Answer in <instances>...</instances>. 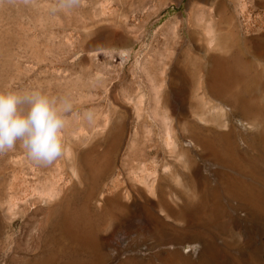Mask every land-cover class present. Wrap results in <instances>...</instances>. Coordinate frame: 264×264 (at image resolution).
I'll return each instance as SVG.
<instances>
[{
    "label": "rangeland",
    "instance_id": "1",
    "mask_svg": "<svg viewBox=\"0 0 264 264\" xmlns=\"http://www.w3.org/2000/svg\"><path fill=\"white\" fill-rule=\"evenodd\" d=\"M238 1L0 0V91L74 105L55 163L0 157V264H264V5Z\"/></svg>",
    "mask_w": 264,
    "mask_h": 264
},
{
    "label": "clouds",
    "instance_id": "2",
    "mask_svg": "<svg viewBox=\"0 0 264 264\" xmlns=\"http://www.w3.org/2000/svg\"><path fill=\"white\" fill-rule=\"evenodd\" d=\"M82 5V0H56L52 11L65 14ZM67 97H58L41 89L0 91V157L19 146L40 166H50L64 156L63 133L67 117L73 111ZM91 123L92 111L83 113Z\"/></svg>",
    "mask_w": 264,
    "mask_h": 264
},
{
    "label": "bare ground",
    "instance_id": "3",
    "mask_svg": "<svg viewBox=\"0 0 264 264\" xmlns=\"http://www.w3.org/2000/svg\"><path fill=\"white\" fill-rule=\"evenodd\" d=\"M244 1H245V0H244ZM255 1H256V0H255ZM257 1H258L259 4H261V6L264 5V0H257ZM238 2H241V0H239ZM245 2H246V1H245ZM241 3H242V2H241ZM256 3H257V2H256ZM214 4H215V3H214ZM219 4H220V5H223V7H224V2H223V0H219ZM238 4H240V3H238ZM244 4H246V3H244ZM217 6H218V5H217ZM256 6H257V4H256ZM258 6H259V5H258ZM218 7H219V6H218ZM218 7H217V8H218ZM238 7L241 8V6H238ZM246 7H247V6H246ZM240 8H239V9H240ZM242 8H245V7H242ZM242 8H241V9H242ZM222 9H223V8H222ZM224 9L226 10L225 7H224ZM239 9H238V10H239ZM238 10H237V11H238ZM226 11H227V10H226ZM226 11H224V12H226ZM230 12H231V11H230ZM243 12H244L243 9L239 11V13H241L242 15H243ZM247 12H248V11H247ZM247 12H246V13H247ZM218 13H219V11H218ZM229 14H230V13H229ZM248 15H249V14H248ZM243 16H244V15H243ZM243 16H241V17H243ZM244 18H245V17H244ZM246 18H247V17H246ZM246 21L248 22V20H246ZM246 25H247V24H246ZM216 39H217V37H216ZM218 39H219V38H218ZM261 40H262V39H261ZM210 41H211V40H210ZM262 41H263V40H262ZM249 43H250V42H249ZM263 44H264V43H262L261 45L263 46ZM219 45H220V44H212L210 50H211V51L219 50V49L221 48ZM259 45H260V44H259ZM253 47H254V46H253ZM257 47H258V46H257ZM260 47H261V46H260ZM260 47H259V48H260ZM261 51H262L261 49H260V50L258 49V50L253 51V53H251V52H250V53H251V56H252L253 58H256V57H259V56H260V54L262 53ZM263 53H264V51H263ZM204 54L207 55L206 53H204ZM205 55L202 56V55H198V54H196V58H197L198 60H201V59H204V56H205ZM249 56H250V55H249ZM211 60H212V59H211ZM211 60H210V61H211ZM214 60H215V58L213 59V61H214ZM210 61H209V62H210ZM205 62H206V61H205ZM221 62H222V61H221ZM207 63H208V62H207ZM218 63H220V62H217L216 64L218 65ZM223 63H224V62H223ZM246 64H247V63H246ZM220 66H221V65H220ZM223 66H224V64H223ZM224 69H225V66H224ZM199 70H200L203 74H205V76H207L208 78H209V76H210L211 78H212V77L214 78V76H216L217 74H220V73L222 74V71H221V70H223V69H221V67H220V68H217L216 65H215V63L211 61L209 67H207V64H206V65H203V64H202L201 66H199ZM228 71H229V70H228ZM225 73H226V72H225ZM223 74H224V73H223ZM219 76H222V75H219ZM207 77H206V78H207ZM216 79H219V78L216 77ZM220 79H221V80H222V79L224 80V78H220ZM220 79H219V80H220ZM243 79H244V78H243ZM223 80H222V81H223ZM217 81H218V80H217ZM222 81H221V82H222ZM241 81H242V79H241ZM221 82H220V83H221ZM222 83H224V82H222ZM240 83H242V82H240ZM215 84H216V83H215ZM200 86H201V85H200ZM208 86H210V85L208 84V82H207V84L205 83L204 85H202V86H201V90H202V91H201L200 93H202V92H203V93L206 92V91L208 90ZM224 86H225V85H224ZM214 88H215V87H214ZM229 88H230V87H229ZM220 91H221V90H220ZM203 93H202V94H203ZM209 93H210V92H209ZM229 93H230V92H229ZM204 94H205V93H204ZM230 94H231V93H230ZM222 95H223V94H222ZM227 96H229V95H227ZM233 96H234V95H233ZM182 97H185V96H182ZM221 97H222V96H221ZM225 97H226V96H225ZM226 98H227V97H226ZM232 98H233V97H232ZM182 99H184V98H182ZM222 100H223V99H222ZM224 100H225V99H224ZM180 101H181V100H180ZM243 101H244V100H243ZM188 102H189V101H188ZM179 103H180V102H179ZM183 103H185V101H184ZM189 103H190V102H189ZM239 103H240V102H239ZM181 104H182V103H181ZM187 104H188V103H187ZM191 104H192V102H191ZM189 105H190V104H189ZM237 105H238V104H237ZM222 106H223V105H222ZM177 107H178V106H177ZM179 107H180V105H179ZM181 107H183V106H181ZM184 107H185V106H184ZM239 107H240V105H239ZM239 107H238V108H239ZM241 107H242V106H241ZM182 109H183V108H182ZM221 109H222V108H221ZM245 109H246V108H245ZM176 110H178V109L176 108L175 111H176ZM179 110H180V109H179ZM179 110H178V111H179ZM185 110H186V109H185ZM222 110H223V109H222ZM243 110H244V109H243ZM243 110H242V111H243ZM178 111H177V112H178ZM181 111H182V110H181ZM179 112H180V111H179ZM183 112H184V111H183ZM226 112H227V111H226ZM180 113H181V112H180ZM184 113H185V112H184ZM243 113H244V112H243ZM223 114H224V116H226L225 113H223ZM223 114H222V116H223ZM249 114H250V113H249ZM199 115H200V114H199ZM199 115H198V116H199ZM227 115H228V112H227ZM250 115H251V114H250ZM253 115H254V114H253ZM184 116H186V115H183V114H182V116L179 115V116H177V119L185 118ZM254 116H255V118H254V120H253V123L260 122V121L263 120V119H262V115H261V114H258L257 112H255V115H254ZM254 116H253V117H254ZM186 117H187V116H186ZM253 117H250V118H253ZM177 119H176V120H177ZM203 119H204V118H203ZM205 119H206V117H205ZM199 120H200V119H199ZM225 120H226V118H225ZM215 121H218V120H215ZM249 121H250V120H249ZM166 122H167V121H166ZM166 122H165V123H166ZM186 122H188V120H186ZM186 122H185V124H186ZM225 122H226V121H225ZM174 123H175V122H174ZM188 123H189V122H188ZM188 123H187V126H188ZM166 124H167V123H166ZM166 124H164V125H166ZM190 124H191V123H190ZM251 124H252V121H251ZM169 125H170V124H169ZM191 125H192V124H191ZM174 126H175V125H174ZM176 126H177V125H176ZM183 126H184V125H183ZM255 126H256V124H255ZM164 127H165V126H164ZM166 128H167V127H166ZM170 128H171V126H170ZM175 128H176V127H175ZM183 128H184V127H182V129H183ZM168 129H169V128H168ZM168 129H167V131H168ZM177 129H178V128H177ZM179 129H180V127H179ZM184 129L186 130L187 128L185 127ZM190 130H191V129H190ZM202 130H203V129H202ZM164 131H166V130H164ZM171 131H172V128H171ZM192 131H193V130H192ZM169 132H170V131H169ZM172 132H174V131H172ZM179 132H180V130H179ZM179 132H178V133H179ZM165 133H167V132H165ZM165 133H164V134H165ZM170 133H171V132H170ZM175 133H176V132H175ZM200 133H201V132H200ZM172 134H173V133H171L170 136H171ZM176 134H177V133H176ZM176 134H175V135H176ZM180 134H181V133H180ZM186 134H187V133H186ZM186 134H185V135H186ZM189 134H190V133H189ZM166 135H168V133H167ZM181 135H182V134H181ZM187 135H188V134H187ZM168 136H169V135H168ZM177 136H179V135H177ZM198 136H199V135H198ZM198 136H197V137H198ZM182 137H184V135H183ZM201 137H202V136H201ZM163 138H166V137H163ZM168 138H169V137H168ZM194 138H195V137H194ZM179 139H180V138H179ZM163 140H164V139H163ZM174 140H175V137H174ZM176 140H177V139H176ZM164 141H165V140H164ZM166 141H168V140H166ZM170 141H171V139H170ZM180 141H181V140H180ZM193 141H196V138H195ZM197 141H198V140H197ZM175 142H176V141H175ZM190 142H191V141H190ZM171 143H172V141H171ZM182 143H183V141H182ZM197 143H198V142H197ZM166 144H167V143H166ZM166 144H165V146H167ZM169 146H171V145H169ZM174 148H176V147H174ZM167 150H169V149H167ZM185 152H186V151H185ZM149 154H150V153H149ZM155 155H156V154H154V156H155ZM181 155H182V154H181ZM145 156H146V155H145ZM157 156H158V153H157ZM143 157H144V156H143ZM143 157H142V158H143ZM151 157H152V156H151ZM145 158H147V157H145ZM157 158H158V157H157ZM157 158H156V159H157ZM143 159H144V158H143ZM149 160H150V159H149ZM154 160H155V159H154ZM157 160H158V159H157ZM152 163H153V162H152ZM150 164H151V163H150ZM155 164H156V162H155ZM172 166H173V165H172ZM145 167H149V166H148V165H147V166L145 165ZM166 167H167V166H166ZM166 167H165V169H166ZM151 168H152V167H151ZM142 169H143V168H141V170H142ZM152 170H153L152 172H154L155 169H152ZM144 171H147V170H143V172H144ZM155 171H156V170H155ZM162 171H164V169H162ZM167 172H168V171H167ZM171 172H174V173H175L174 169H173V171H171ZM150 173H151V171L148 173V176H149ZM165 173H166V172H165ZM174 173H172V174H174ZM155 174H156V173H155ZM175 174H176V173H175ZM141 175L143 176V174H141ZM144 175H145V174H144ZM156 175H157V174H156ZM170 175H171V174H170ZM170 175H169V178H170ZM150 176H151V175H150ZM152 176H154V175L152 174ZM152 176H151V177H152ZM176 176H177V174H176ZM145 177H147V175H146ZM155 177H156V176H155ZM163 177H164V176H163ZM147 178H149V177H147ZM160 178H162V176H160ZM173 178H174V177H173ZM175 178H176V177H175ZM143 179H144L143 181H145V178H144V177H143ZM162 179H163V178H162ZM146 180H147V179H146ZM154 182H155V180H154ZM159 182H160V181H159ZM152 183H153V182H152ZM155 183H156V182H155ZM155 183H154V184H155ZM154 184H153V185H154ZM160 184H161V183H160ZM149 187H150V186H149ZM152 187H153V186H152ZM154 189H155V188H154ZM149 193H150V192H149ZM152 193H153V192H152ZM150 195H151V194H150ZM153 196H154V195H153ZM250 197H251V196H250ZM245 199H246V198H245ZM249 199H250V198H249Z\"/></svg>",
    "mask_w": 264,
    "mask_h": 264
}]
</instances>
